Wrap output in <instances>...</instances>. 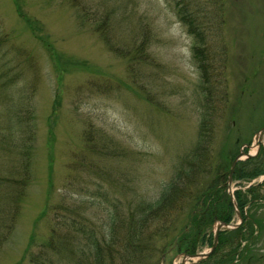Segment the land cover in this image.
<instances>
[{"label": "rangeland", "instance_id": "rangeland-1", "mask_svg": "<svg viewBox=\"0 0 264 264\" xmlns=\"http://www.w3.org/2000/svg\"><path fill=\"white\" fill-rule=\"evenodd\" d=\"M184 1L205 27L220 94L213 103L226 97L211 110L213 150L238 152L264 126V0ZM177 2L0 0V176L18 147L30 152V180L0 245V264H31L29 253L52 226L51 208L90 180L117 188L124 213L137 195L162 194L195 144L204 102ZM103 24L108 44L96 31ZM261 175L234 179L231 189L261 185ZM254 193L232 264H264V187ZM88 206V217L103 223L98 207ZM234 244L232 238L222 251ZM159 264H182V255L168 248Z\"/></svg>", "mask_w": 264, "mask_h": 264}, {"label": "trees", "instance_id": "trees-1", "mask_svg": "<svg viewBox=\"0 0 264 264\" xmlns=\"http://www.w3.org/2000/svg\"><path fill=\"white\" fill-rule=\"evenodd\" d=\"M176 8L179 20L193 38L192 55L200 74V93L204 97L193 148L178 160L160 196L145 199L137 195L135 201L130 202L132 208H128L127 213L122 212V200L117 198L119 190L104 187L100 182L95 184L90 180L92 189L89 184L74 189L71 199L64 194L61 202L51 208L53 223L47 238L29 253L31 264H159L168 248H174V255L193 254L205 244L211 245L213 223L217 220L232 221L234 209L226 192V182L231 161L237 152L216 154L213 150L214 134H211V110L219 109L221 103L224 105L226 97L218 100V106L213 103L220 94L217 95L213 57L208 50L205 27L198 24L199 16L184 0H178ZM105 21L107 19L102 23ZM104 25L98 26L96 31L108 44L102 29ZM2 46L3 38L0 37V48ZM109 46L112 51H117V48ZM16 153L10 159L12 164L9 163L7 171L0 176V245L13 229L16 211L30 180L29 150L18 147ZM105 159L108 160L106 156ZM99 169L97 166L94 169L98 178L102 176ZM263 173L262 147L255 156L236 163L233 180L250 181ZM75 182H69V187H73ZM262 183L250 185L244 191H234L242 223L236 229L221 231L212 254L195 264H210L211 258H218L212 264L233 263L250 218V214L245 215V207L258 198L254 191L264 187V181ZM7 187L13 189L6 191ZM88 205H92L93 210L98 207V212L105 215L103 223L97 225L88 217ZM252 232L253 228L249 233ZM232 238H235L236 246L234 244L223 252V245L229 244Z\"/></svg>", "mask_w": 264, "mask_h": 264}, {"label": "water", "instance_id": "water-1", "mask_svg": "<svg viewBox=\"0 0 264 264\" xmlns=\"http://www.w3.org/2000/svg\"><path fill=\"white\" fill-rule=\"evenodd\" d=\"M263 134H264V126H262L257 131V133L255 134V138H254L253 143L248 145L249 148L256 147L255 151L254 152L244 151L241 148L239 150V153L234 157V159L231 162L230 171H229L228 180H227V186H228V193L230 195L232 204L234 205L235 208H236V205H235V201H234L233 194H232V191H231V181H232V174H233V171H234V167H235L237 161L242 160L244 158H249V157L255 155L258 152L261 144L263 143ZM263 179H264V175L260 178V181H262ZM236 213H237L238 217L241 220V215H240V213H239V211L237 209H236ZM238 224L239 223L228 224V223H224V222H217V224L215 226V230H214V239H213V243H212L211 247L208 250H206V251L197 252V253H194L192 255L183 254L182 264L194 263V262H197L200 259L208 257L212 253V251L214 250V248H215V246L217 244L219 231H221L223 228H227V229L236 228L238 226ZM188 259H190L191 261L187 262Z\"/></svg>", "mask_w": 264, "mask_h": 264}]
</instances>
